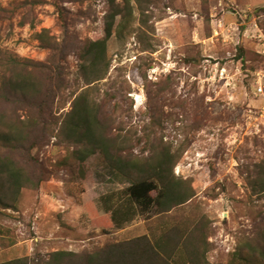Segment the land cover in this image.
<instances>
[{"label":"rangeland","instance_id":"obj_1","mask_svg":"<svg viewBox=\"0 0 264 264\" xmlns=\"http://www.w3.org/2000/svg\"><path fill=\"white\" fill-rule=\"evenodd\" d=\"M114 5L109 68L88 84L78 55L103 37L106 0H0V127L21 131L33 122L22 146L1 152L38 180L11 207L0 205V263L47 264L54 251L170 233L158 251L173 245L171 264H264V94L256 91L264 0ZM82 91L102 108L111 135L125 136V152L176 154L173 173L192 193L186 202L122 228L109 214L90 213L92 201L117 202L131 182L99 153L75 156L80 146L64 119Z\"/></svg>","mask_w":264,"mask_h":264},{"label":"trees","instance_id":"obj_2","mask_svg":"<svg viewBox=\"0 0 264 264\" xmlns=\"http://www.w3.org/2000/svg\"><path fill=\"white\" fill-rule=\"evenodd\" d=\"M112 10L107 15L104 35L85 43L79 53L78 71L89 84L102 78L109 68L106 57L107 41L112 34L115 17L119 14L115 0H106ZM126 14L122 16V20ZM122 20L116 27L123 25ZM54 61L48 70L54 72ZM29 79L19 81L18 89L23 91ZM23 125L21 131L2 130L0 127V205L11 207L20 189L24 186H37L33 179L9 156L2 154L1 148L9 145L22 146V131L32 126ZM107 118L103 116L100 105L90 100L85 91L73 100L71 110L64 119V129L74 139L80 149L74 152L79 160L99 153L102 161L131 183L121 191L118 201L102 196L92 201L88 207L94 217L109 214V221L116 228H122L137 215L155 209L157 213L170 211L174 206L183 204L191 196L190 187L176 179L173 173L176 154L169 149L153 151L149 155H133L123 150L127 141L125 136L111 135ZM11 129V128H10ZM123 147V148H122ZM154 193V194H153ZM116 202V203H115ZM94 212V213H93ZM161 238V239H160ZM159 239L151 240L146 234L133 239L112 242L88 251H54L47 264H171L169 258L174 248L160 256V242L170 239L165 233ZM261 257L264 258V252ZM0 264H25L22 259H11ZM188 264H195L189 262Z\"/></svg>","mask_w":264,"mask_h":264},{"label":"built area","instance_id":"obj_3","mask_svg":"<svg viewBox=\"0 0 264 264\" xmlns=\"http://www.w3.org/2000/svg\"><path fill=\"white\" fill-rule=\"evenodd\" d=\"M260 38L262 39L261 34H260ZM262 45L264 46V42H262ZM260 52L264 54V49L261 50ZM256 91H257V94H264V74L263 73H261L260 77L257 78Z\"/></svg>","mask_w":264,"mask_h":264}]
</instances>
